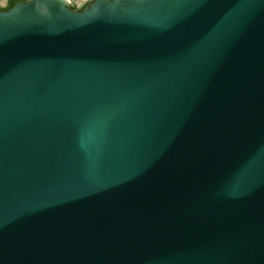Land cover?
Instances as JSON below:
<instances>
[{
	"label": "water",
	"instance_id": "obj_1",
	"mask_svg": "<svg viewBox=\"0 0 264 264\" xmlns=\"http://www.w3.org/2000/svg\"><path fill=\"white\" fill-rule=\"evenodd\" d=\"M81 3L0 8V264H264V0Z\"/></svg>",
	"mask_w": 264,
	"mask_h": 264
},
{
	"label": "trees",
	"instance_id": "obj_2",
	"mask_svg": "<svg viewBox=\"0 0 264 264\" xmlns=\"http://www.w3.org/2000/svg\"><path fill=\"white\" fill-rule=\"evenodd\" d=\"M19 1H26V0H9V2L7 3V5L5 7H2L1 9L8 10V9L12 8ZM83 7L84 6H82L80 8H75V6H74L73 8L78 9V10H82Z\"/></svg>",
	"mask_w": 264,
	"mask_h": 264
},
{
	"label": "rangeland",
	"instance_id": "obj_3",
	"mask_svg": "<svg viewBox=\"0 0 264 264\" xmlns=\"http://www.w3.org/2000/svg\"><path fill=\"white\" fill-rule=\"evenodd\" d=\"M9 2V0H7L5 3H3L2 2V0H0V7H2V6H5V5H7V3ZM71 2H72V5L73 6H80L82 3V0L81 1H79V0H71Z\"/></svg>",
	"mask_w": 264,
	"mask_h": 264
},
{
	"label": "flooded vegetation",
	"instance_id": "obj_4",
	"mask_svg": "<svg viewBox=\"0 0 264 264\" xmlns=\"http://www.w3.org/2000/svg\"><path fill=\"white\" fill-rule=\"evenodd\" d=\"M6 6V5H5ZM5 6H2V7H5ZM2 7H0V8H2ZM74 7V6H73ZM75 8H79L78 6H75Z\"/></svg>",
	"mask_w": 264,
	"mask_h": 264
},
{
	"label": "bare ground",
	"instance_id": "obj_5",
	"mask_svg": "<svg viewBox=\"0 0 264 264\" xmlns=\"http://www.w3.org/2000/svg\"><path fill=\"white\" fill-rule=\"evenodd\" d=\"M71 1V0H70ZM79 1H81V0H79ZM83 1V0H82Z\"/></svg>",
	"mask_w": 264,
	"mask_h": 264
},
{
	"label": "built area",
	"instance_id": "obj_6",
	"mask_svg": "<svg viewBox=\"0 0 264 264\" xmlns=\"http://www.w3.org/2000/svg\"><path fill=\"white\" fill-rule=\"evenodd\" d=\"M85 1V0H84Z\"/></svg>",
	"mask_w": 264,
	"mask_h": 264
}]
</instances>
